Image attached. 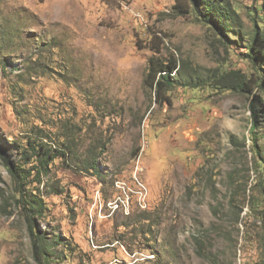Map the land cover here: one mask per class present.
Returning a JSON list of instances; mask_svg holds the SVG:
<instances>
[{"label": "rangeland", "instance_id": "rangeland-1", "mask_svg": "<svg viewBox=\"0 0 264 264\" xmlns=\"http://www.w3.org/2000/svg\"><path fill=\"white\" fill-rule=\"evenodd\" d=\"M199 1L0 0V264H36L3 158L44 203L51 264H264V89L252 110L206 86L157 103L145 85L157 45L256 74L264 0H224L232 21ZM29 139L58 156L40 183Z\"/></svg>", "mask_w": 264, "mask_h": 264}, {"label": "trees", "instance_id": "trees-1", "mask_svg": "<svg viewBox=\"0 0 264 264\" xmlns=\"http://www.w3.org/2000/svg\"><path fill=\"white\" fill-rule=\"evenodd\" d=\"M199 2V0H190L189 5L193 11H199ZM214 5H217V7L213 8L212 6ZM176 7L177 4L174 5V8ZM207 8L208 11L206 13L210 18L216 15L226 19V21L233 20L229 12L225 10L224 0H217L215 4L208 5ZM187 12L186 8L178 9V13L181 15H185ZM210 20V22L215 23L212 19ZM216 21L219 22L220 20L217 18ZM155 37L157 39V36ZM152 50L154 54L148 60L145 85L153 91L154 99L157 103H162L163 100L167 101L166 93L175 86H190L194 88L206 86L217 90L235 92L247 97L251 96V98L254 97V100L251 101L253 110L255 101L257 102L253 91L264 89V29H261L257 23L253 27V34L244 53L246 60L252 65L255 75L247 76L239 70L223 73L216 69L203 71L193 66L190 61L177 58L173 54L168 57L159 56L161 52L158 45ZM251 132L253 133L252 129ZM26 146V152L30 153V156L35 159L32 170H35L36 175L33 180H37L40 183L41 177L46 176L52 160H55L58 156L52 155V151L45 149L44 145L34 143L33 139H29ZM31 152L34 153L32 154ZM3 162L6 171L14 181L15 193L19 196V203H21V207L25 212L33 259L36 264H51L47 238L40 232L36 224V218H42L43 214L41 211L44 208V203L39 195L27 192L30 182H27L28 174H24L26 169L23 165H15L4 158Z\"/></svg>", "mask_w": 264, "mask_h": 264}]
</instances>
